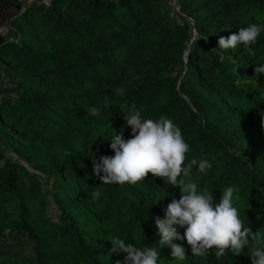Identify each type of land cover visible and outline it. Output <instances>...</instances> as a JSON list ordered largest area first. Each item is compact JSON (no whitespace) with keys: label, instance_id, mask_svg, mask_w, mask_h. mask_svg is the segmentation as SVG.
<instances>
[{"label":"trees","instance_id":"obj_1","mask_svg":"<svg viewBox=\"0 0 264 264\" xmlns=\"http://www.w3.org/2000/svg\"><path fill=\"white\" fill-rule=\"evenodd\" d=\"M250 23L264 24V0L27 7L0 47V264H123L110 241L116 236L157 246L160 264H251L253 242L218 259L214 248L194 257L186 240L176 241L187 259L174 260L159 245L155 218L180 188L151 173L135 185H104L90 157L114 155L107 139L120 133L131 105L147 118L163 114L190 145L186 162L213 164L189 179L212 190L213 203L235 186L241 218L264 236V75L255 73L264 33L251 46L254 56L243 46L217 49L219 37ZM93 107L98 116L88 114ZM93 191L102 196L94 200Z\"/></svg>","mask_w":264,"mask_h":264},{"label":"clouds","instance_id":"obj_2","mask_svg":"<svg viewBox=\"0 0 264 264\" xmlns=\"http://www.w3.org/2000/svg\"><path fill=\"white\" fill-rule=\"evenodd\" d=\"M3 31V27H0V35H3ZM262 33L264 24L250 23L241 27L238 33L219 37L217 49L224 51L243 46L244 51L254 56L251 46ZM257 64L255 73L259 77L264 75V63ZM116 91L120 96L125 94L123 88ZM99 112L98 108L93 107L88 114L98 116ZM260 115L264 123V112ZM123 118L125 125L120 133L115 131L107 139L114 155H102L99 159H96V154L90 156L93 173L104 185H135L151 173L164 181L166 179L167 184L180 188V198L171 199L163 209V218H155L161 237L159 245L169 246L174 260L185 261L186 249L176 241L186 240L194 257H204L214 248L213 254L218 259L227 254L226 250L235 256L240 255L253 242L248 253L251 264H264V236L258 231L254 233L241 218L240 210L234 203V194L238 189L235 186L225 188L219 202L213 203L212 190L201 191L197 183L189 179L194 169L205 173L213 164L206 159H191L186 162L190 145L180 127L163 114L158 119L143 116L136 110L135 104L130 106ZM124 128L131 129V138H124ZM101 196L100 191L92 192L94 200ZM178 228L184 229L183 235ZM110 241L113 252L125 254L123 264H160L162 260L159 259L157 246L148 244L138 247L120 236L113 237Z\"/></svg>","mask_w":264,"mask_h":264},{"label":"flooded vegetation","instance_id":"obj_3","mask_svg":"<svg viewBox=\"0 0 264 264\" xmlns=\"http://www.w3.org/2000/svg\"><path fill=\"white\" fill-rule=\"evenodd\" d=\"M20 5L18 0H0V27L4 29L1 37L6 35L5 41L11 34L13 22L20 15Z\"/></svg>","mask_w":264,"mask_h":264},{"label":"built area","instance_id":"obj_4","mask_svg":"<svg viewBox=\"0 0 264 264\" xmlns=\"http://www.w3.org/2000/svg\"><path fill=\"white\" fill-rule=\"evenodd\" d=\"M18 1L22 5V9L20 11L21 14H23L26 11L27 7H29L33 4L44 5L45 7H49L51 4V0H18ZM19 41H20L19 38H17V39L11 38L10 39V42H14L16 44H18ZM0 64H1V62H0Z\"/></svg>","mask_w":264,"mask_h":264},{"label":"water","instance_id":"obj_5","mask_svg":"<svg viewBox=\"0 0 264 264\" xmlns=\"http://www.w3.org/2000/svg\"><path fill=\"white\" fill-rule=\"evenodd\" d=\"M171 5L174 6V7L180 12V7L178 6V4H177L176 1H171ZM21 9H22V6L20 5V6H19V13H20ZM20 14H21V13H20ZM197 35H198V34H197V32L195 31L194 39L192 40V43H191V44L188 46V48L186 49V52H185V61H186V62H187V58H186V56L189 54L190 48H191V46H192L194 40L196 39ZM5 38H6V35H5V36H2V37H1V35H0V47L6 42V41H5Z\"/></svg>","mask_w":264,"mask_h":264},{"label":"rangeland","instance_id":"obj_6","mask_svg":"<svg viewBox=\"0 0 264 264\" xmlns=\"http://www.w3.org/2000/svg\"><path fill=\"white\" fill-rule=\"evenodd\" d=\"M50 216L51 218L55 221L56 220V210L55 209H52L51 212H50Z\"/></svg>","mask_w":264,"mask_h":264}]
</instances>
